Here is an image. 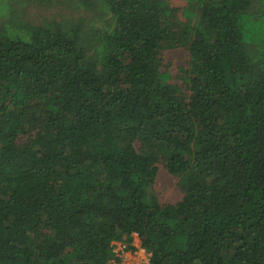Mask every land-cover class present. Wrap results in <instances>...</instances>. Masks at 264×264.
Instances as JSON below:
<instances>
[{
  "label": "trees",
  "instance_id": "obj_1",
  "mask_svg": "<svg viewBox=\"0 0 264 264\" xmlns=\"http://www.w3.org/2000/svg\"><path fill=\"white\" fill-rule=\"evenodd\" d=\"M183 1L176 24L166 0H96L90 32L0 24V264H109L133 234L148 264H264V0Z\"/></svg>",
  "mask_w": 264,
  "mask_h": 264
},
{
  "label": "rangeland",
  "instance_id": "obj_2",
  "mask_svg": "<svg viewBox=\"0 0 264 264\" xmlns=\"http://www.w3.org/2000/svg\"><path fill=\"white\" fill-rule=\"evenodd\" d=\"M4 0H0V10L4 7ZM170 9L176 12L169 17L170 24L185 21L181 14L186 6L183 0H166ZM7 9L0 12V24L12 15L20 16L24 21L35 26H45L52 22L59 24L64 30L80 23L82 30L93 31L103 28V19L100 7L96 0H6ZM256 4H253V8ZM11 13V15H10ZM88 47V46H87ZM162 70L169 73V83L175 86L183 98L190 96L186 84L185 72L189 66V53L185 48L161 49L159 51ZM188 100V99H187ZM28 135H20L16 142L24 145L28 142ZM138 149V145L135 144ZM157 172L151 192L161 205H174L184 196L181 192L178 178L171 175L162 163L157 164ZM135 244V243H133ZM140 247L139 244H136ZM147 253L135 248L126 255L129 264H147ZM122 261L119 259L117 262ZM125 261V260H123Z\"/></svg>",
  "mask_w": 264,
  "mask_h": 264
},
{
  "label": "built area",
  "instance_id": "obj_3",
  "mask_svg": "<svg viewBox=\"0 0 264 264\" xmlns=\"http://www.w3.org/2000/svg\"><path fill=\"white\" fill-rule=\"evenodd\" d=\"M133 238V243L139 244L140 245V240L137 236V234H133L132 236ZM136 240V241H134ZM112 248V258L109 261V264H129L128 258L126 256V253L129 251L127 249V244L123 243V242H113L111 245ZM140 251L143 253H146L141 247H139ZM119 259H121L122 261H120L119 263L117 262ZM125 260V261H123Z\"/></svg>",
  "mask_w": 264,
  "mask_h": 264
},
{
  "label": "crops",
  "instance_id": "obj_4",
  "mask_svg": "<svg viewBox=\"0 0 264 264\" xmlns=\"http://www.w3.org/2000/svg\"><path fill=\"white\" fill-rule=\"evenodd\" d=\"M134 241H136V240H134ZM132 248L135 250V248L137 249V250H140L139 249V247L136 245V243L135 244H132ZM147 255V257H148V259H149V255L148 254H146ZM127 256V255H126ZM147 264H148V262H147Z\"/></svg>",
  "mask_w": 264,
  "mask_h": 264
}]
</instances>
